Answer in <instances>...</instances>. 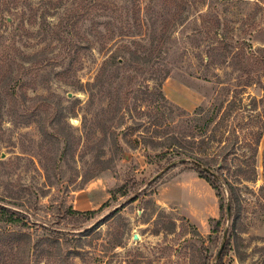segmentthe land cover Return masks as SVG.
I'll use <instances>...</instances> for the list:
<instances>
[{"label":"rangeland","instance_id":"obj_1","mask_svg":"<svg viewBox=\"0 0 264 264\" xmlns=\"http://www.w3.org/2000/svg\"><path fill=\"white\" fill-rule=\"evenodd\" d=\"M91 1L0 0V199L61 240L41 264H214L231 189L222 264H264V0ZM175 135L213 167L235 143L221 194L158 162Z\"/></svg>","mask_w":264,"mask_h":264},{"label":"trees","instance_id":"obj_2","mask_svg":"<svg viewBox=\"0 0 264 264\" xmlns=\"http://www.w3.org/2000/svg\"><path fill=\"white\" fill-rule=\"evenodd\" d=\"M95 2H101V0H93L91 1V4ZM97 6V5H95ZM92 7V6H91ZM68 25V24H67ZM69 32H71L69 30ZM65 43L67 44V47L70 48L69 50L74 49L75 43L72 42L68 36L65 37ZM169 75L165 74L164 79H166ZM162 83V82H161ZM161 86V84H159ZM161 98H165V95L163 93H160L159 98L156 99L157 104H159V100ZM166 99V98H165ZM167 100V99H166ZM160 108V105H159ZM155 134L151 136H147L144 138L145 143H152L153 148H155L154 144H159L155 141ZM179 139H186V137L180 138L178 135H175L174 137H170L169 143L163 145V149L156 153L154 156L158 157V162H162V160L168 155V154H174L175 157H188L189 160L193 163L195 167L199 169L200 176L207 179L211 185L217 189V192L221 194L219 187L215 184L213 181V178L216 181H221L217 175L208 172L207 170L203 169L199 164H203L207 166L208 168L212 169L217 174H220L224 177L223 170L229 169L230 163H229V157L235 152V143L227 144V146L224 147V150L220 152V157L222 158V164L216 165V167L211 166L210 164L204 162V160L199 157L198 153H196L195 150L189 149L188 147H183L178 145ZM117 152H122L123 149L121 146L119 147L117 145L116 148ZM147 156L152 158V154L149 152L147 153ZM187 161H184L182 163H185ZM199 163V164H198ZM162 166V165H161ZM160 166V168H161ZM225 183L228 184L229 180L226 178L223 179ZM130 185L129 183L125 182L119 189L118 192H121V196H127L130 193ZM232 192L230 196V202H231V210L232 212L235 210V204L238 205V198L236 196V193L234 189H231ZM217 193V194H218ZM116 196V194H115ZM237 202V203H236ZM223 202L220 203L221 210L224 209ZM71 213H82V214H94L95 210L90 211H77L71 209ZM220 219L217 221V226H220ZM43 224V223H41ZM50 225L43 226L44 230H52L50 232H61L63 230L56 229L53 226V223H49ZM35 226L36 228L40 226L39 223L36 221L29 220V217L27 216V213L20 212L19 210L13 209L10 206H8L3 199H0V262L2 260H5V258L8 257V255L12 254V257L15 259H19V255L23 253L22 264H41L44 258L48 257V260L54 261H62L66 260L68 256L64 255V252L61 248H59L56 244V242L61 241L59 237H54L51 233H44L37 241H34V234L32 231L29 230H21V228H32ZM67 234V233H66ZM57 238V240H54ZM230 243V241H229ZM48 245L49 248H46L45 246ZM56 249L54 252L53 250ZM225 249V247H224ZM11 250V252H10ZM224 251V250H223ZM223 252L219 258L218 264H222L223 262ZM3 258V259H2ZM205 264H211V263H205Z\"/></svg>","mask_w":264,"mask_h":264},{"label":"water","instance_id":"obj_3","mask_svg":"<svg viewBox=\"0 0 264 264\" xmlns=\"http://www.w3.org/2000/svg\"><path fill=\"white\" fill-rule=\"evenodd\" d=\"M188 160L187 158H181V159H176L174 160L172 163L168 164L162 171H160L157 175H155L150 182L156 180L161 174L165 173L168 169H170L171 167L177 165L178 163H182L184 161ZM199 164V163H198ZM203 169L207 170L210 173H213L215 175L218 176V174L216 172H214L212 169L208 168L207 166L203 165V164H199ZM146 186V185H145ZM138 193H134L132 195H130L129 197H127L126 199H124L123 201H121L120 203H118L117 205H115L113 208H111L107 213H105L104 216H107L108 214L114 212L115 210H117L118 208L124 206L125 204H127L128 202L132 201ZM231 220V205L228 201V205H227V225H226V231H225V235H224V239H223V243L220 247V250L218 252V255L216 257V260L214 262V264H217L218 259L220 258L223 249L225 247L226 244V239H227V232H228V227H229V222ZM135 237L137 238V235H135Z\"/></svg>","mask_w":264,"mask_h":264},{"label":"crops","instance_id":"obj_4","mask_svg":"<svg viewBox=\"0 0 264 264\" xmlns=\"http://www.w3.org/2000/svg\"><path fill=\"white\" fill-rule=\"evenodd\" d=\"M198 182L199 183H202V184H204L205 182L203 181V179H200L199 177H198ZM206 184V183H205ZM176 188V190L180 193L179 194V196H178V198L176 199V202L177 203H179V202H181L182 200L184 201V199H183V196H184V193L186 194L187 193V191H189V192H191L192 194H195V193H193V189L191 188V187H189V186H187V187H185V188H183V187H180V186H175ZM183 190V191H182ZM209 194L211 195V197H212V205H211V209H212V217L213 218H215V216L217 215V212L216 211H218V207H219V205L220 204H218V201L216 200V199H214L216 196H215V193L211 190V191H209ZM213 195V196H212ZM199 199H197V197H196V199H195V203H196V206L197 207H199L200 206V204L198 203V202H196V201H198ZM213 210H216V211H213ZM191 216L192 215H194L193 213H191L190 214Z\"/></svg>","mask_w":264,"mask_h":264}]
</instances>
